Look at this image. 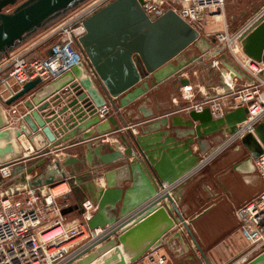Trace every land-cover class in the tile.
I'll return each mask as SVG.
<instances>
[{"label":"water","instance_id":"obj_1","mask_svg":"<svg viewBox=\"0 0 264 264\" xmlns=\"http://www.w3.org/2000/svg\"><path fill=\"white\" fill-rule=\"evenodd\" d=\"M86 1H0V60ZM8 4L13 5V9L4 12L2 9ZM78 19L83 32L74 37V41L89 68L80 63L44 85L40 78H35L5 101V105H11L22 100L27 113L18 127L0 129V162L19 157L18 138L21 135L33 141L34 136L41 134L47 140V146L39 150L44 156L29 165L15 164L12 170H23L22 182L30 188L52 186L65 179L72 186L74 173H68L66 167H75L78 158L70 156L62 161L55 158L51 161V147L62 144L57 149H64L97 140L93 148L85 144V157L90 159L91 154L98 157L92 171L122 163L125 173L121 182L129 184L123 188L108 180L97 192L90 188L97 208L87 227L92 231L108 226L109 231L65 264H133L150 249L159 247L165 236L180 237L178 225L193 239L189 228L191 221L185 220L178 209L180 187L176 186L170 194L163 185L177 181L197 167L200 157L191 148L194 143L203 148L202 139L220 132L224 125L228 126L226 133H234L247 110L238 107L213 119L208 107L190 109L185 120L172 119V127H181L172 130L161 128L169 124L164 116L155 125L149 124L144 130L147 135H134L127 128V135L120 136L124 151L113 149L100 141L119 131L118 120L125 124L119 108L136 101L154 84L183 71L196 56L184 63L173 64L172 60L190 45H198L200 41L208 43L172 10L150 20L137 0H112L92 12L83 13ZM260 19L264 20V15ZM241 42L248 56L264 61V22L256 23L243 34ZM177 82L180 85L189 83L186 78H178ZM124 94L126 98L118 105L116 100ZM103 106H111L112 111L104 113L101 119L98 110ZM138 110L146 119L152 116L144 104L139 105ZM6 124L7 117L0 106V128ZM109 124L111 126H107ZM94 125L93 132H84ZM79 132L83 134L75 140ZM69 139L71 142L63 144ZM240 143L249 152L248 159L258 156L264 147V121L256 126L254 135L247 134ZM102 148H108L109 152L102 153ZM37 169L40 174L26 178ZM109 175L106 173L105 178ZM70 191L65 198L73 196L75 202L62 209L61 214L71 211L81 214L83 200L75 186ZM110 212L113 214L108 215ZM203 259L208 262L205 256ZM244 264H264V250Z\"/></svg>","mask_w":264,"mask_h":264},{"label":"built area","instance_id":"obj_2","mask_svg":"<svg viewBox=\"0 0 264 264\" xmlns=\"http://www.w3.org/2000/svg\"><path fill=\"white\" fill-rule=\"evenodd\" d=\"M110 1L112 0H89L66 20L50 27L39 39L21 48L16 47L8 57L3 58L6 75L0 78V104L6 106L9 116L7 126L19 125L27 113L25 109L20 112V107H23L22 100L5 105V101L18 92L25 83L40 78L42 85L47 84L80 63L89 68L83 53L74 41V37L83 32L78 17ZM137 1L150 20L157 19L167 10H172L196 29L207 43L214 39L212 42L220 46L216 50L217 53H223V49L227 47L230 56L223 54L234 68H226L221 75L222 90L213 96L197 99V86L185 77L189 83L186 85L178 83L179 97L189 102L186 111L208 107L213 119H219L226 112L238 107L246 108L245 119L236 125L234 133H226L224 141L230 144L240 143L247 134L254 135L256 126L264 121V61L256 60L243 51L241 37L256 23L264 22L260 19L264 15V3L234 33L229 35L226 31H221L214 35L202 36L200 29L204 21L208 19L216 21L222 17L224 0ZM51 38L54 41L44 55L31 54L37 44ZM193 46L196 44L190 45ZM199 56L200 54L196 55L194 61L202 59V55ZM184 72L185 70L175 76L176 82L178 78H184ZM111 111V106H103L98 110L102 118L104 113ZM252 160L257 176L263 183V189L234 210L238 230L244 236L247 248L231 264H244L264 250V147ZM18 163L19 160L0 162V264H65L109 231L108 226L92 231L88 229L87 222L97 208L96 203L91 200L82 202L81 214L70 220L65 219L61 210L68 205L67 202L59 200V197L70 190L67 179L59 180L52 186L39 188H30L25 184L18 187L10 186L12 166ZM65 185L66 189L60 188ZM175 185L173 182L163 186L170 192ZM56 188L59 190L54 193ZM140 260H144L146 264H166V258L159 254L156 248L147 251L138 261Z\"/></svg>","mask_w":264,"mask_h":264},{"label":"crops","instance_id":"obj_3","mask_svg":"<svg viewBox=\"0 0 264 264\" xmlns=\"http://www.w3.org/2000/svg\"><path fill=\"white\" fill-rule=\"evenodd\" d=\"M47 30L32 42H29V44L43 36ZM208 43L209 45L200 44L201 49H203L201 52L202 59L199 58L200 60L188 64V66L185 67L186 70L183 75L184 78L187 77L190 80V83L197 86V99H204L220 92L222 90L221 75H223L226 68H234L231 61L224 56L222 52L217 53L216 50L220 48L219 45L212 41H209ZM198 51H200L199 48ZM201 63H205V65L208 64L210 69H208V76L198 80V76L201 75L203 71L201 66L198 68L196 67ZM4 65L5 60L1 59L0 78L6 75V67H4ZM214 74H217V77H213V80L211 77ZM168 84L169 86H166ZM175 84L176 77H169L161 83L154 84L136 101L123 108H119L125 120V124H122L116 118L120 127L119 131L112 133L110 136L106 137V140L100 142L107 143L113 146V149L123 152L125 146L120 140V136L127 135V128L131 129V132L134 135H147L144 130L150 126L149 124L155 125V122L164 116L168 118L169 124L165 127H161L163 130L181 129L180 126H171L172 119L176 118L177 120L179 119V121L185 120L187 117L186 107L189 102L182 100L179 97V92L177 90L179 85ZM122 98H126L125 94L116 100L117 104L122 101ZM141 104H144L146 108L151 110L152 116L150 118H144L142 113L138 110V106ZM0 106L4 110L8 122L9 116L6 111V106L4 107L1 104ZM24 109V107H20V112ZM107 126L111 125L109 124ZM5 127H7V124L0 129ZM10 127H18V124ZM94 129L95 125L86 129L84 132H93ZM227 129V125L222 126V132H219L218 134L221 133L226 135ZM216 133L202 139L203 148H200L196 143L191 146L192 150L200 157L199 162L201 161L202 163H198L197 167L190 173H187L175 181L176 185L172 188V190H175L176 186L180 187L178 192L180 191L181 197L178 195V209L185 220L191 221L189 223V228L193 239L187 231L179 227V225L177 230L181 232L180 237H175L174 235L165 236L161 245L156 249L159 254L166 258V264L206 263L203 256H205L208 264H225L230 258L240 253L244 249L245 244H247L244 236L238 230L234 210L244 201L259 194L263 189V183L256 174L253 160L251 158L248 159L250 156L247 154L238 158L235 162L229 164L228 167L223 168L222 170H218L219 168H216V166L211 167V175L208 176L209 178L203 179V175L200 174L201 169L218 155L217 151L214 154L210 152L211 149L209 150L215 142L219 141V136H217ZM82 134L83 133L79 132L74 136L75 140H79ZM71 140L72 139H69L63 144H68ZM18 142L20 148L19 157L14 158L11 161L19 160L18 164L29 165L44 156L39 153V150H42L47 146V140L43 135L39 134L38 136H34L33 141L30 140V138L21 136L20 139H18ZM87 142H80L78 146H67L64 149H57L62 146V144L51 147V161H53L52 159L54 158L62 161L64 158L70 156L79 157L81 154L84 156L85 163L82 164L81 171H77L75 167L72 166L66 167L68 173L74 172L72 179L83 173L82 177L78 178V181L75 180L76 183L73 182L72 186H69V189L75 186L81 200L94 201L95 199L91 193L92 190L90 192V188L95 189L93 190L95 192L97 189L105 187L108 180L117 183V186L123 188L127 186L129 182H121V176L125 173L122 163L107 165L97 172L92 171V167L98 162V157L94 154L90 155V159L85 157V144H90L91 148H93L97 145V140L91 139ZM31 148L33 149L32 151ZM241 150L244 152L246 149L241 145ZM101 152L107 153L109 150L108 148H102ZM237 152L238 151L230 153L226 156V159L228 160L224 158V160L222 159V163L226 165L227 163H230L229 161L237 158ZM40 172V169H37L34 174L26 175V178L31 179L36 174H40ZM106 173L110 174L107 178H105ZM23 174V170L13 169L12 177L9 180L10 186L18 187L24 185L22 178L25 174ZM88 176L90 177V180L86 181L85 178ZM199 178H201L200 181ZM199 186L202 187V191L199 189ZM240 187L242 189L244 187L247 188L249 193L240 196L238 199L232 198V193H236L235 191ZM172 190L169 192L170 194L172 193ZM69 193H71L70 190L59 197V200L67 202L68 206L75 202L73 196L65 198V195H68ZM111 214L113 213H108V215ZM62 215H64L65 219L70 220L75 218L78 213L76 211H71ZM134 264H146V262L140 260Z\"/></svg>","mask_w":264,"mask_h":264},{"label":"rangeland","instance_id":"obj_4","mask_svg":"<svg viewBox=\"0 0 264 264\" xmlns=\"http://www.w3.org/2000/svg\"><path fill=\"white\" fill-rule=\"evenodd\" d=\"M88 1L84 2L81 6H79V8L83 7ZM262 3H264V0H224V9H223L222 17L217 19L216 21L211 20V19H208L207 21H204L202 23V28L200 29V33L202 34V36H204L206 34L214 35L217 32L226 31L227 34L230 35V34L234 33L237 29L242 27L246 23V21L259 9V7L262 5ZM12 9H13V7L9 8L8 10L11 11ZM74 12H75V10L71 11L65 17H63L60 20L54 22L47 29H49L50 27L55 26V25L61 23L62 21L66 20L68 17L73 15ZM47 29L38 31L36 34L31 36L28 40H26L25 42L20 44L18 47L21 48V47L25 46L26 44H29V42H32L35 38H37L40 34H42ZM53 41H54V39L51 38L50 40H46V41H44V42H42L40 44H37L32 49L31 54L32 55H39V56L44 55L45 51L48 49L49 45ZM223 46H225V45L223 44ZM189 48H193V47H189ZM202 51H203V49H200V51H198L195 48L193 49V51L186 49L184 51L185 53H182L181 56H183L186 53H187L186 54L187 56L196 55V54L197 55L200 54V56H201V52ZM223 51H224L223 53H225L228 56H230L226 46L223 49ZM200 66L202 68L203 73L198 76L199 77V78H197L198 80L208 76V73H209L208 69H210L208 67L209 65L208 64L205 65V63H201L196 68H198ZM184 70H186V68ZM213 77L214 78L217 77V74H214L211 78L213 79ZM166 86H169V84L166 85ZM165 88H167V87H165ZM216 135L219 136V141L215 142L214 145L209 148V150L211 149L210 152L214 153V154L217 151L218 155H216V157H214L209 163H207L201 169L200 174L203 175V177H204L203 179L209 178L208 176L211 175L210 174L211 173V171H210L211 167H215L216 166V168H219L218 170H222L223 168L228 167L229 164H232L233 162H235L238 158H240V157H242V156L247 154L246 150H244V152L241 150L240 143H237V142L236 143H232V144L226 143V141H224L225 140V135H223L221 133L220 134L216 133ZM237 147H238V149H237ZM235 151H238L237 152V156L238 157L234 158L232 161H229L230 163H227L226 165H224V163H222V159L223 160H224V158L226 159V156H228L230 153L235 152ZM226 160H228V159H226ZM204 174H207V175H204ZM82 175H83V173L75 176L73 181L75 182V180H77L78 178L82 177ZM200 179L201 178H199V181H200ZM85 180L89 181L90 177L89 176L86 177ZM7 184H8V182L6 183V185ZM65 186H63V187L66 189L67 186L66 187ZM199 189L202 191V187L201 186H199ZM235 192L236 193H232V195H233L232 198L238 199L240 196H243V195L249 193V190H247V188H245V187L243 189L240 187ZM246 248H247V244H245L244 249L240 253H238L234 257L230 258V260L228 262H225V264H231L233 261L237 260V258L242 254V252Z\"/></svg>","mask_w":264,"mask_h":264},{"label":"flooded vegetation","instance_id":"obj_5","mask_svg":"<svg viewBox=\"0 0 264 264\" xmlns=\"http://www.w3.org/2000/svg\"><path fill=\"white\" fill-rule=\"evenodd\" d=\"M0 1H3V0H0ZM11 7H13V5H10V4H8V5H6V6H4L3 7V11L4 12H8L9 10V8H11ZM8 10V11H7ZM210 41V40H209ZM200 44H202V42L201 43H199L198 45H196V46H193V48H195V49H197L198 50V48L199 49H201V45ZM200 45V46H199ZM188 50H192L193 51V49L192 48H187ZM185 51V50H184ZM182 52V53H185V52ZM182 53L176 58V59H174V60H172V63L173 64H177V63H184V62H186L190 57H192V56H196V55H190V56H187L186 54H184L183 56H181L182 55ZM190 64V63H189ZM187 67V66H186ZM176 84H178V82H176ZM175 84V85H176ZM220 132H222V131H220ZM217 133H219V132H217ZM247 155L248 156H250V154L248 153V151H247ZM78 158V160H79V162H77L75 165V169L77 170V171H81L82 170V164H84L85 162V159H84V156L81 154L79 157H77ZM74 173V172H73ZM71 205V204H70ZM69 205V206H70Z\"/></svg>","mask_w":264,"mask_h":264},{"label":"bare ground","instance_id":"obj_6","mask_svg":"<svg viewBox=\"0 0 264 264\" xmlns=\"http://www.w3.org/2000/svg\"><path fill=\"white\" fill-rule=\"evenodd\" d=\"M218 17H220V16H218ZM202 44H203V43H202ZM199 46H200V45H199ZM60 188H61V189H64L63 186H61ZM58 190H59V188H56V189L54 190V193H56Z\"/></svg>","mask_w":264,"mask_h":264}]
</instances>
